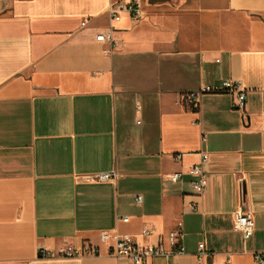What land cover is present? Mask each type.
Segmentation results:
<instances>
[{
	"label": "crops",
	"instance_id": "1",
	"mask_svg": "<svg viewBox=\"0 0 264 264\" xmlns=\"http://www.w3.org/2000/svg\"><path fill=\"white\" fill-rule=\"evenodd\" d=\"M110 1L0 0V264H117L100 230L177 222L175 264H198L201 242L202 264L264 260V0H139V18L117 20ZM226 79L242 108L232 92L185 99ZM200 152L196 196L188 174L168 176ZM236 208L252 213L248 238ZM84 242L99 254L58 255Z\"/></svg>",
	"mask_w": 264,
	"mask_h": 264
},
{
	"label": "built area",
	"instance_id": "2",
	"mask_svg": "<svg viewBox=\"0 0 264 264\" xmlns=\"http://www.w3.org/2000/svg\"><path fill=\"white\" fill-rule=\"evenodd\" d=\"M107 13L111 20L119 19L123 13H127L132 18L141 16V6L139 0H111L107 6ZM82 20L81 25L85 24ZM97 40H111V30L99 32L96 34ZM204 92H232L236 93L235 106L242 108L244 104L245 94L237 82L232 80H223L217 86L206 85L199 91L189 92L185 99L192 107L197 106L198 97ZM173 157L178 160L180 154H174ZM207 159L205 152H200V160L191 164L186 171H174L168 176L172 182L178 181L183 174H188L190 186L196 196H201L207 183V174L203 167V163ZM113 176V172H97L88 174V180L103 181ZM141 201V195L136 196V202ZM197 204H191L192 209H196ZM119 220L128 221V216H121ZM232 227L243 234L244 238H248L254 230L255 222L252 213L241 208H236L232 212ZM155 235V242H141L138 236L148 239ZM183 230L182 223L177 222L166 233H154V229L143 226L137 235L133 234H109L106 230H100L99 239L106 244V253L113 256L117 260V264H175L173 258L175 255L184 251L182 244ZM197 261L201 263L202 254L204 253V244H198ZM87 254H99L96 246L84 242L79 246L65 245L58 255L64 257H82ZM39 255L51 256V252L45 249H39ZM256 264H264V260L259 253H255Z\"/></svg>",
	"mask_w": 264,
	"mask_h": 264
}]
</instances>
